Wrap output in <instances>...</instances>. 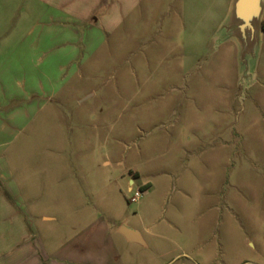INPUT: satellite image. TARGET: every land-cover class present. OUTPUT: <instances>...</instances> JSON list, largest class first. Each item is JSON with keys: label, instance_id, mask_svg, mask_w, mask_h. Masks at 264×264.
I'll list each match as a JSON object with an SVG mask.
<instances>
[{"label": "rangeland", "instance_id": "obj_1", "mask_svg": "<svg viewBox=\"0 0 264 264\" xmlns=\"http://www.w3.org/2000/svg\"><path fill=\"white\" fill-rule=\"evenodd\" d=\"M56 4L0 0V154L55 259L264 264V30L243 58L232 0H132L113 27ZM97 213L121 243L81 252Z\"/></svg>", "mask_w": 264, "mask_h": 264}, {"label": "crops", "instance_id": "obj_2", "mask_svg": "<svg viewBox=\"0 0 264 264\" xmlns=\"http://www.w3.org/2000/svg\"><path fill=\"white\" fill-rule=\"evenodd\" d=\"M56 1L57 8H59L62 12H65L67 14L66 16L71 15L78 20H83L84 22L92 21L95 14L98 12V8L102 5L106 6L104 13L97 18L94 23H89L87 26L95 27L99 25V23L101 24L104 20H107V25L109 27H113L115 23L120 21V18L123 15V8H125L127 3L132 0H80L76 8L71 10L64 8V5L69 1ZM71 29L77 31L75 26H72ZM84 32L85 31H83V33ZM65 43L67 45L68 41H65ZM29 96H31V94ZM20 105H17V107ZM133 182L134 180L130 179V189L132 188ZM16 183H19V181L8 157L4 154H0V264H64L63 262L66 259L62 262V260L55 259L54 257L55 253L62 252L60 249H62L63 245L60 246L61 248H59V250H54L46 245L36 229L34 221L30 218L29 207H31V203L30 201L28 202L30 198L29 194H22V192L16 187ZM65 189L67 190V188ZM6 192L9 198L6 196ZM92 209L94 213L98 210L95 205L92 206ZM98 215H100L99 218L94 219L85 226H81L80 229L75 226L71 229L72 232L79 230L78 232L80 233L84 232L88 228L90 229V231H87L88 233L86 234L82 245L80 247H78V245L73 246L81 252L93 251L95 249L103 250L104 248L110 246H114L116 249V244L121 243L117 238H115V240H112L109 244H105V240L109 238L107 235L110 232L108 224L110 222L105 220L101 216V213ZM43 219L54 221L55 217L51 215H44ZM120 226L121 224L117 226L115 231L122 237L125 243H127L126 245L131 247V249L137 245H145V241L141 244L127 239L122 233H120ZM96 229L100 230L103 235L107 233L105 236L98 234L100 235L98 238L104 241V243L101 242V245L96 244L88 247L90 243H93L90 242L92 238L91 235H94ZM73 240L74 237L72 235L67 239V242ZM69 251L70 248L68 252ZM74 262L75 261L73 260L72 263Z\"/></svg>", "mask_w": 264, "mask_h": 264}, {"label": "water", "instance_id": "obj_3", "mask_svg": "<svg viewBox=\"0 0 264 264\" xmlns=\"http://www.w3.org/2000/svg\"><path fill=\"white\" fill-rule=\"evenodd\" d=\"M264 0H232L230 14L225 26L240 42L242 57L253 54L259 44L263 29ZM127 239L143 244L141 233L123 223L119 228Z\"/></svg>", "mask_w": 264, "mask_h": 264}, {"label": "trees", "instance_id": "obj_4", "mask_svg": "<svg viewBox=\"0 0 264 264\" xmlns=\"http://www.w3.org/2000/svg\"><path fill=\"white\" fill-rule=\"evenodd\" d=\"M263 29H264V19H263ZM144 187L145 186H142L141 190H144L145 189Z\"/></svg>", "mask_w": 264, "mask_h": 264}, {"label": "built area", "instance_id": "obj_5", "mask_svg": "<svg viewBox=\"0 0 264 264\" xmlns=\"http://www.w3.org/2000/svg\"><path fill=\"white\" fill-rule=\"evenodd\" d=\"M139 193H140V191H137V192H136V195L138 196V195H139ZM134 199H136V198H133V200H134Z\"/></svg>", "mask_w": 264, "mask_h": 264}]
</instances>
